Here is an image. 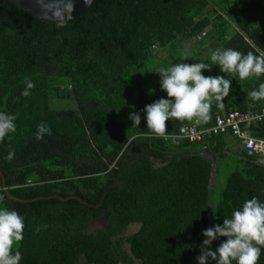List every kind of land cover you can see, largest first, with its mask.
Listing matches in <instances>:
<instances>
[{"label": "trees", "instance_id": "obj_1", "mask_svg": "<svg viewBox=\"0 0 264 264\" xmlns=\"http://www.w3.org/2000/svg\"><path fill=\"white\" fill-rule=\"evenodd\" d=\"M216 48L264 53V0H94L59 28L0 0V111L17 126L0 142V208L24 218L19 264H199L202 230L245 200L264 203V165L246 156L227 176L212 221L210 157L222 154L223 133L189 140L178 133L192 121L176 119L166 121L167 138L147 129L145 105L168 98L154 71L185 53V63H211ZM202 74L232 82L199 128L264 107L248 95L264 75L241 80L218 65ZM26 78L34 87L23 97ZM41 122L51 135L38 140ZM251 127L262 136L264 119ZM98 219L106 225L94 227Z\"/></svg>", "mask_w": 264, "mask_h": 264}, {"label": "clouds", "instance_id": "obj_2", "mask_svg": "<svg viewBox=\"0 0 264 264\" xmlns=\"http://www.w3.org/2000/svg\"><path fill=\"white\" fill-rule=\"evenodd\" d=\"M41 7L42 15L55 20L56 27H64L74 17V0H34ZM90 5L91 0H84ZM190 56L185 53L180 62L167 67H160L154 72L160 76L161 89L168 98H159L145 105L147 129L157 137L167 138L166 121H195L207 124L211 121L214 105L223 102L231 91V80L224 75L205 76L202 70H211L218 65L223 73L238 74L241 80L264 75V53L255 55L252 51L242 54L232 48H216L211 51V63H185ZM25 88L21 96L31 95L34 82L25 79ZM253 101L264 100V83L248 93ZM19 99V97L17 98ZM132 126L139 127L141 116L136 112L129 114ZM16 116L0 111V142L16 131ZM51 135V129L45 122L37 126L36 139ZM15 157V150L10 149L6 160ZM5 197L0 195V201ZM24 218L16 211L0 208V264H19L22 254L14 245L23 240ZM206 237L202 241L200 255L196 257L199 264H208L209 258L216 264H257L261 248L264 247V203L257 197L245 200L242 207L232 212L230 218H224L222 224L202 230ZM225 237L219 246L212 250V241Z\"/></svg>", "mask_w": 264, "mask_h": 264}, {"label": "built area", "instance_id": "obj_3", "mask_svg": "<svg viewBox=\"0 0 264 264\" xmlns=\"http://www.w3.org/2000/svg\"><path fill=\"white\" fill-rule=\"evenodd\" d=\"M264 119V107L259 110H232L226 115L217 116L215 123L207 128H199L195 121L179 128L178 135L189 140H202L211 133L231 132L242 144L246 156L251 157L255 162L264 165V134L256 137L250 134L249 127L252 124L260 123ZM4 186L0 182V190Z\"/></svg>", "mask_w": 264, "mask_h": 264}, {"label": "rangeland", "instance_id": "obj_4", "mask_svg": "<svg viewBox=\"0 0 264 264\" xmlns=\"http://www.w3.org/2000/svg\"><path fill=\"white\" fill-rule=\"evenodd\" d=\"M236 156V155H235ZM237 157V156H236ZM234 157V152L227 150L226 153L222 156H218L215 161V165L217 167L216 173L213 176V184L210 190V201H211V209L209 210L210 218L212 221L215 220L214 211L213 208L217 204L221 192L223 190L225 181L227 176L234 170H237L241 168V162L238 160V158ZM101 218V217H100ZM94 225V227H103L106 225V222L103 219H98ZM138 224H135V229L138 228ZM131 231V228L127 230V233L129 234ZM126 234V233H125ZM118 264H123L122 262H119ZM134 264H140L138 260H135Z\"/></svg>", "mask_w": 264, "mask_h": 264}, {"label": "crops", "instance_id": "obj_5", "mask_svg": "<svg viewBox=\"0 0 264 264\" xmlns=\"http://www.w3.org/2000/svg\"><path fill=\"white\" fill-rule=\"evenodd\" d=\"M240 111H245V110H240ZM190 123L191 122H189V124ZM255 124H257V123H255ZM253 125L254 124H252L251 126H253ZM200 126L202 127L203 125L201 124ZM251 126L248 129L250 134L253 136L259 137V135H257L259 132L256 134V132H257V130L255 129L256 127H251ZM220 138H221V141L219 143L218 142L217 143L219 145V148H220L222 154H215V155H211V157H210V159H211V175H210V180H209V184H208V186L210 188L209 191L211 190V187L213 184V176L215 175L216 170H217V167L215 165V161H216V158L218 156H222L226 153L227 150H230V151L234 152V157L237 156L236 158H238L239 161L241 159L246 158V154L244 153L245 150H244L241 142L236 137L232 136L230 133H223ZM209 194H210V192H209ZM135 224H138V223H133L130 225V228L133 231H131L129 234L135 232V230H134ZM126 234H128L127 231H126Z\"/></svg>", "mask_w": 264, "mask_h": 264}, {"label": "water", "instance_id": "obj_6", "mask_svg": "<svg viewBox=\"0 0 264 264\" xmlns=\"http://www.w3.org/2000/svg\"><path fill=\"white\" fill-rule=\"evenodd\" d=\"M12 3L14 6L19 8L20 10L38 18H43L50 21H55L50 18H46L42 15L41 7H39L34 0H6ZM94 0H91L93 3ZM90 5L85 4L84 0H74V11L72 13L73 17L78 16L79 14L83 13Z\"/></svg>", "mask_w": 264, "mask_h": 264}]
</instances>
